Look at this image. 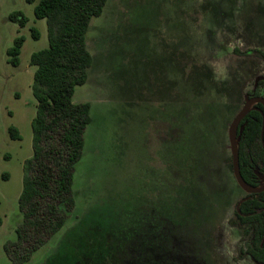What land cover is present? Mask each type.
I'll return each mask as SVG.
<instances>
[{
	"label": "rangeland",
	"instance_id": "374dc122",
	"mask_svg": "<svg viewBox=\"0 0 264 264\" xmlns=\"http://www.w3.org/2000/svg\"><path fill=\"white\" fill-rule=\"evenodd\" d=\"M35 6L0 0V264H12L4 246L17 239L33 156L30 60L49 47ZM19 37L14 67L7 51ZM87 47L94 64L73 101L89 103L93 121L76 165V213L27 264H43L81 219L104 215L134 238L125 264H256L249 237L230 224L248 193L234 176L229 130L246 101L264 98V58L244 54L264 53V0H108Z\"/></svg>",
	"mask_w": 264,
	"mask_h": 264
},
{
	"label": "trees",
	"instance_id": "16d2710c",
	"mask_svg": "<svg viewBox=\"0 0 264 264\" xmlns=\"http://www.w3.org/2000/svg\"><path fill=\"white\" fill-rule=\"evenodd\" d=\"M36 4L35 17L46 20L49 47L35 52L32 94L37 103L32 121L33 156L24 163L23 189L19 208L23 216L14 242L5 252L12 264H27L33 255L59 234L75 216L74 179L76 165L83 158L86 132L92 124L89 103L73 101L76 88L84 85L94 58L87 47V33L93 18L100 17L108 0H26ZM11 21L25 27L28 20L19 13ZM34 39L40 35L32 30ZM24 38L19 37L7 51L8 62L20 64ZM244 54H256L248 50ZM258 96V94H255ZM10 138L21 139L14 127ZM240 169L244 181L260 188L264 174V106L256 104L237 129ZM8 179V174L2 175ZM3 221L0 217V227ZM63 238L58 251L43 264H125L132 256L134 238L119 232L110 218L87 216ZM230 224L249 237L246 253L264 264V190L247 194L238 204ZM136 240V239H135ZM134 254V253H133Z\"/></svg>",
	"mask_w": 264,
	"mask_h": 264
},
{
	"label": "water",
	"instance_id": "95a60500",
	"mask_svg": "<svg viewBox=\"0 0 264 264\" xmlns=\"http://www.w3.org/2000/svg\"><path fill=\"white\" fill-rule=\"evenodd\" d=\"M255 102L261 103L264 105V99L260 97L251 98L248 101H246L245 105L243 106L242 110L240 111L238 116L233 121L230 127V130H229V140L231 144V152H232V158H233L234 176H235V179L238 185L248 194L259 193L264 190V186H262L261 188L251 187L244 181L242 177L241 169H240V155H239L238 142H237V129L240 123L243 121V119L248 114V112L251 110Z\"/></svg>",
	"mask_w": 264,
	"mask_h": 264
},
{
	"label": "flooded vegetation",
	"instance_id": "af4514ba",
	"mask_svg": "<svg viewBox=\"0 0 264 264\" xmlns=\"http://www.w3.org/2000/svg\"><path fill=\"white\" fill-rule=\"evenodd\" d=\"M257 97L262 98L260 95H258V96H254L253 98H257ZM263 99H264V98H263ZM256 104H261V103H256V102H255V104H253L252 108H253ZM261 105H263V104H261ZM263 106H264V105H263ZM252 108H251V109H252ZM261 176H264V174L261 175ZM261 176H260V179H261ZM261 187H262V186H261ZM261 187H260V188H261ZM245 253H246V250H245ZM246 254H247V253H246ZM251 259H252V258H251ZM255 263H256V262H255ZM256 264H258V263H256Z\"/></svg>",
	"mask_w": 264,
	"mask_h": 264
},
{
	"label": "bare ground",
	"instance_id": "6f19581e",
	"mask_svg": "<svg viewBox=\"0 0 264 264\" xmlns=\"http://www.w3.org/2000/svg\"><path fill=\"white\" fill-rule=\"evenodd\" d=\"M236 139V138H235Z\"/></svg>",
	"mask_w": 264,
	"mask_h": 264
}]
</instances>
